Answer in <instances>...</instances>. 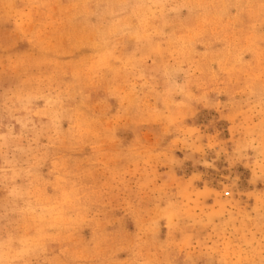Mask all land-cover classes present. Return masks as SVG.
<instances>
[{
  "label": "rangeland",
  "instance_id": "rangeland-1",
  "mask_svg": "<svg viewBox=\"0 0 264 264\" xmlns=\"http://www.w3.org/2000/svg\"><path fill=\"white\" fill-rule=\"evenodd\" d=\"M0 264H264V0H0Z\"/></svg>",
  "mask_w": 264,
  "mask_h": 264
}]
</instances>
